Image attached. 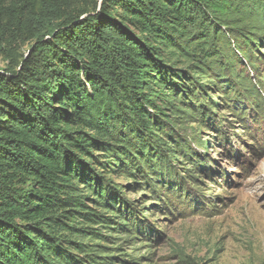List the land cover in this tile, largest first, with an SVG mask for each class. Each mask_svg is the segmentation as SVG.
<instances>
[{
    "label": "trees",
    "instance_id": "16d2710c",
    "mask_svg": "<svg viewBox=\"0 0 264 264\" xmlns=\"http://www.w3.org/2000/svg\"><path fill=\"white\" fill-rule=\"evenodd\" d=\"M261 48L264 0H0V264L132 262L102 229H150L102 170L171 213L175 163L208 165L180 131L263 113Z\"/></svg>",
    "mask_w": 264,
    "mask_h": 264
},
{
    "label": "rangeland",
    "instance_id": "374dc122",
    "mask_svg": "<svg viewBox=\"0 0 264 264\" xmlns=\"http://www.w3.org/2000/svg\"><path fill=\"white\" fill-rule=\"evenodd\" d=\"M260 51L257 68L264 72V48ZM5 65L0 55V69ZM212 111L218 120L224 119L222 133L202 129L195 122L180 131L203 143L191 147L208 165L207 171H199L183 158L175 163L190 196L178 198L162 190L160 198L171 213L152 206L155 196L145 186L106 166L102 170L103 182L116 189L150 229L144 236L102 229L109 238L101 244L118 247L109 248L107 255L124 254L123 259L132 261L127 264H264V111L256 119L248 115L247 127L225 108ZM192 196L199 198V204L190 200Z\"/></svg>",
    "mask_w": 264,
    "mask_h": 264
}]
</instances>
